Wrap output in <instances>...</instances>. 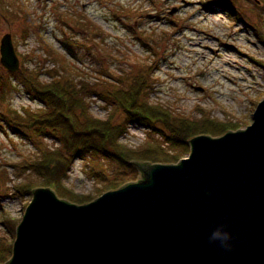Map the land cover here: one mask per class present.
<instances>
[{
  "label": "rangeland",
  "instance_id": "obj_1",
  "mask_svg": "<svg viewBox=\"0 0 264 264\" xmlns=\"http://www.w3.org/2000/svg\"><path fill=\"white\" fill-rule=\"evenodd\" d=\"M6 34L13 37L21 71L36 75L38 87L52 82L55 71L68 75L47 46L66 55L76 67L72 78L85 85L90 115L121 124L118 142L128 150L179 158L164 164L188 158L191 146L185 151L167 125L147 128L131 120L107 87L116 94L141 80V98L171 113L173 128L186 118L200 132L205 123L221 125L222 134L250 126L264 99V0H0V243L12 247L1 264L13 257L17 227L33 200L23 186L55 191L33 168L44 150L70 160L65 194L56 193L72 203L92 202L141 177L138 170L127 178L128 168L116 157L73 155L56 131L8 124L3 114L10 109L28 118L48 107L19 79H11L13 92L8 88L11 72L1 62Z\"/></svg>",
  "mask_w": 264,
  "mask_h": 264
},
{
  "label": "water",
  "instance_id": "obj_2",
  "mask_svg": "<svg viewBox=\"0 0 264 264\" xmlns=\"http://www.w3.org/2000/svg\"><path fill=\"white\" fill-rule=\"evenodd\" d=\"M1 55L21 71L11 34ZM189 145L177 164L133 161L137 182L89 203L34 189L6 264H264V99L245 130Z\"/></svg>",
  "mask_w": 264,
  "mask_h": 264
},
{
  "label": "trees",
  "instance_id": "obj_3",
  "mask_svg": "<svg viewBox=\"0 0 264 264\" xmlns=\"http://www.w3.org/2000/svg\"><path fill=\"white\" fill-rule=\"evenodd\" d=\"M46 49L50 56L55 57V55H58L55 60L58 61L60 58L59 61L64 65L62 68L65 72H68V75L59 76V72L55 71V74H53L54 80L50 83H43L41 88L35 83L37 76L27 74L26 69L17 73H9L8 88L11 92L14 90L11 79H19L30 93L34 92L35 99L44 101L48 107L47 110H42L37 115H30L28 118H23L17 111L10 109L8 113L3 115L13 129L28 130L30 132L35 127L56 131L57 137L62 140L65 149L73 155L92 152L116 157L124 168H128L127 178L134 177L138 173V169L132 164L135 161L134 159L153 163L176 162L179 160L177 156H166L155 149L139 155L122 147L118 142L122 131L121 124L114 123L113 118L100 120L90 115L89 107L83 96L85 85L77 83L75 77L72 78L71 76V73L76 72L74 63L70 62L66 55L57 51L53 46H47ZM77 74L79 75V73ZM141 82V80L138 81L136 85H132L130 88L121 87L116 94H112V88L108 89L109 87L105 91L111 99L112 96L117 99L123 113L131 120L147 128H154L156 125L163 124L171 127L174 141L183 145L185 151H188L190 138L200 133L209 135L224 133L223 126H213V124L207 123L204 125V130L200 132L199 125L186 118H182L180 125L173 128L171 113L159 105H152L149 99L141 98ZM109 83L112 85V81ZM110 148H113L114 151L111 152ZM33 166L37 173L45 177L46 186L55 188V191L60 195L65 194L62 181L67 176L71 166L70 160L66 156L59 152L44 150L42 160L35 162ZM23 188L30 192L34 190L33 187L28 185L23 186ZM11 253L12 247L1 242L0 264L5 263Z\"/></svg>",
  "mask_w": 264,
  "mask_h": 264
},
{
  "label": "clouds",
  "instance_id": "obj_4",
  "mask_svg": "<svg viewBox=\"0 0 264 264\" xmlns=\"http://www.w3.org/2000/svg\"><path fill=\"white\" fill-rule=\"evenodd\" d=\"M230 238H231L230 235L227 232L222 231L221 229H217L211 235L212 241H220L221 245L224 247H228V245L225 242L229 241Z\"/></svg>",
  "mask_w": 264,
  "mask_h": 264
}]
</instances>
